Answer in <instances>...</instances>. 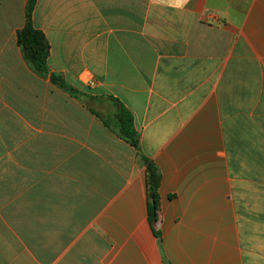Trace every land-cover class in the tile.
<instances>
[{"label":"crops","instance_id":"obj_1","mask_svg":"<svg viewBox=\"0 0 264 264\" xmlns=\"http://www.w3.org/2000/svg\"><path fill=\"white\" fill-rule=\"evenodd\" d=\"M28 1L0 0V264H264V0H38L46 76Z\"/></svg>","mask_w":264,"mask_h":264},{"label":"trees","instance_id":"obj_2","mask_svg":"<svg viewBox=\"0 0 264 264\" xmlns=\"http://www.w3.org/2000/svg\"><path fill=\"white\" fill-rule=\"evenodd\" d=\"M38 0H29L26 6V24L17 32V42L22 48L24 57L34 70L46 76L49 73L48 58L50 55V44L43 32L36 29L32 18ZM52 82L60 87L70 89L63 79L57 75H51ZM72 91V89H70ZM117 132L121 137L130 142L137 149L139 148V135L134 128V119L132 114L122 108L119 114ZM147 165V187L150 198L149 218L152 224L158 222L160 212V175L156 166L148 159H144Z\"/></svg>","mask_w":264,"mask_h":264}]
</instances>
